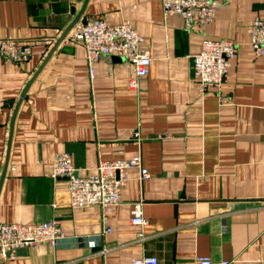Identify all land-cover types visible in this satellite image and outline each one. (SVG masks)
Masks as SVG:
<instances>
[{
	"label": "crops",
	"instance_id": "1",
	"mask_svg": "<svg viewBox=\"0 0 264 264\" xmlns=\"http://www.w3.org/2000/svg\"><path fill=\"white\" fill-rule=\"evenodd\" d=\"M81 9L145 37L151 62L137 92L121 57L89 63L69 31L52 49ZM258 15L264 0H222L207 23L186 29L160 0H0V38L32 46L24 62L0 56V222L57 219L63 233L0 264H131L145 254L159 264H264V54L246 31ZM204 36L236 47L218 88L202 89L193 74ZM57 152L84 170L140 154L148 176L125 169L109 231L99 205L69 207L65 178L50 174ZM135 202L146 218L141 240Z\"/></svg>",
	"mask_w": 264,
	"mask_h": 264
},
{
	"label": "built area",
	"instance_id": "2",
	"mask_svg": "<svg viewBox=\"0 0 264 264\" xmlns=\"http://www.w3.org/2000/svg\"><path fill=\"white\" fill-rule=\"evenodd\" d=\"M164 14L175 13L183 19L184 27L192 29L207 23L222 0H160ZM250 46L255 52L264 54V15L253 18L247 26ZM69 40L79 41L85 51L86 60L92 63L102 56H117L128 62L131 74L127 86L138 91V80L148 74L151 57L144 47L145 37L129 23L107 22L101 16H91L84 21H76L68 35ZM32 46L17 38H0V56L13 62H24L30 58ZM236 55L235 44L225 38L204 36L199 50L192 55L194 77L202 89L218 88L226 76L231 61ZM92 72V67H90ZM133 135L138 138L137 130ZM52 177H64L69 193L70 208L97 204L101 208L103 224L106 223L107 210L120 202L119 188L124 184L125 169L137 167L140 179L148 176L142 165L139 153L120 159L99 160L90 170L76 167L69 152L54 154L51 165ZM130 221L137 227L136 238L143 239V226L146 218L141 213L140 202L131 208ZM110 227L104 225L103 231ZM60 222L50 219L38 222H0V255L5 256L16 248L38 246L41 243L51 245L62 238ZM88 245L93 247L95 239L90 238ZM228 259H213L210 256H196V264H229ZM131 264H159L155 255H142ZM174 264H181L175 262Z\"/></svg>",
	"mask_w": 264,
	"mask_h": 264
},
{
	"label": "water",
	"instance_id": "3",
	"mask_svg": "<svg viewBox=\"0 0 264 264\" xmlns=\"http://www.w3.org/2000/svg\"><path fill=\"white\" fill-rule=\"evenodd\" d=\"M84 1H86V0H84ZM81 12H82V9L77 13V15L69 22V24L65 27V29L61 32V34L58 36V38L56 39V41L54 42V44H53V47H52V49L57 45V43L60 41V40H62V39H64V37H65V35L67 34V32L71 29V27H72V25L76 22V21H78V20H80V21H84V18H81ZM51 49V50H52ZM24 93V92H23ZM23 93H22V95H23ZM7 254H9V253H7Z\"/></svg>",
	"mask_w": 264,
	"mask_h": 264
}]
</instances>
